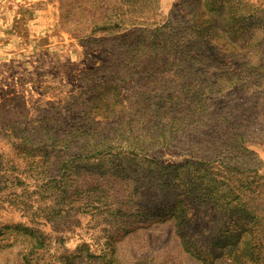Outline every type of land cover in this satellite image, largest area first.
Instances as JSON below:
<instances>
[{
	"label": "rangeland",
	"instance_id": "374dc122",
	"mask_svg": "<svg viewBox=\"0 0 264 264\" xmlns=\"http://www.w3.org/2000/svg\"><path fill=\"white\" fill-rule=\"evenodd\" d=\"M0 264H264V0H0Z\"/></svg>",
	"mask_w": 264,
	"mask_h": 264
}]
</instances>
